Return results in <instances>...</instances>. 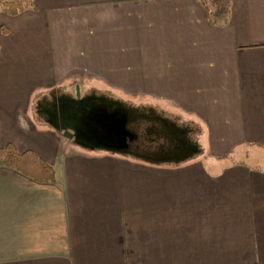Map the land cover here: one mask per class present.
<instances>
[{"label":"crops","instance_id":"obj_1","mask_svg":"<svg viewBox=\"0 0 264 264\" xmlns=\"http://www.w3.org/2000/svg\"><path fill=\"white\" fill-rule=\"evenodd\" d=\"M34 1L0 10V147L54 179L0 161V264H264V0L223 26L206 0ZM80 77L193 122L199 151L138 160L34 116Z\"/></svg>","mask_w":264,"mask_h":264},{"label":"rangeland","instance_id":"obj_2","mask_svg":"<svg viewBox=\"0 0 264 264\" xmlns=\"http://www.w3.org/2000/svg\"><path fill=\"white\" fill-rule=\"evenodd\" d=\"M206 1L208 5L214 7L218 0ZM79 79L81 81H78ZM79 79L61 85L52 92V97L46 96L45 108L36 107L34 116L44 123H51V121L57 120L60 113H65L68 119L72 116L75 119L76 112H80L84 106H86L84 111L90 106H115L123 109L136 120L132 122L135 124H132V127L139 134L140 146L136 153L102 149L138 160H148L149 157L155 156L159 163H164V160L171 156H179L180 154L185 156L199 151V147L192 144L190 140V134L199 131L193 122L169 113L160 104H153L147 96H133L130 92L116 89L114 83H107L99 77H80ZM76 84L79 85V98L76 94ZM75 120L78 121V118ZM160 127L171 132L172 136L176 138L178 144L175 147H173L174 139L171 136L165 138L164 134L159 133ZM80 144L87 147L84 142ZM153 152H156L157 155H151ZM252 159L258 160L259 163L256 164L259 166H264V150H255Z\"/></svg>","mask_w":264,"mask_h":264},{"label":"flooded vegetation","instance_id":"obj_3","mask_svg":"<svg viewBox=\"0 0 264 264\" xmlns=\"http://www.w3.org/2000/svg\"><path fill=\"white\" fill-rule=\"evenodd\" d=\"M85 108L86 106L80 112H76L77 115L73 113L75 114V119L78 118V121L73 116L69 118L71 121L65 113H60L56 122L59 126L70 129L72 133L74 132L72 129L79 131L81 139L103 143L109 149L136 153L141 140L139 134L132 127L134 118L129 116L123 109L115 106H90L84 111ZM89 114L94 115L93 121H91L90 125L88 124L87 127L83 128L84 130H80L79 126L77 127L78 122ZM125 119L124 130L121 128V124ZM72 138L75 139L74 136Z\"/></svg>","mask_w":264,"mask_h":264},{"label":"trees","instance_id":"obj_4","mask_svg":"<svg viewBox=\"0 0 264 264\" xmlns=\"http://www.w3.org/2000/svg\"><path fill=\"white\" fill-rule=\"evenodd\" d=\"M229 6L230 0H218L214 7H211L206 2L205 9L209 22L213 25H226L229 14ZM27 8L35 9V1L0 0V10L11 16L17 15ZM159 133L161 135L164 134L165 138H167V136H171L174 139L173 147L178 144L176 138L172 136L171 132L165 130L163 127L159 128ZM154 155H157V153L153 152V156ZM179 156L182 157L184 155L180 154ZM0 161L6 167L16 169L26 176L31 177L35 181L48 182L54 179V170L46 161L35 155L30 150L18 152L10 143L0 147Z\"/></svg>","mask_w":264,"mask_h":264},{"label":"water","instance_id":"obj_5","mask_svg":"<svg viewBox=\"0 0 264 264\" xmlns=\"http://www.w3.org/2000/svg\"><path fill=\"white\" fill-rule=\"evenodd\" d=\"M76 94H77V97L79 98L80 96V92H79V85L76 84ZM94 119V115L93 114H89L88 116H84L79 122H78V125L77 127L80 128V130H84L83 128L87 127V125L91 123V121H93ZM125 123H126V119L124 120V122H122L121 124V128H123L125 130ZM64 130V135L71 138V137H75V140L78 141L79 143H85V145L87 147H99V148H106V149H109V147L105 146L103 143H99V142H94V141H91V140H88V139H81L80 134H79V131H76L74 129H72L74 132L72 133L70 129L68 128H63Z\"/></svg>","mask_w":264,"mask_h":264}]
</instances>
